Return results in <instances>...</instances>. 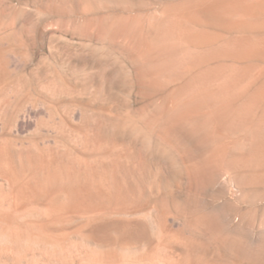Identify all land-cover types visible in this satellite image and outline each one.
<instances>
[{
	"label": "rangeland",
	"instance_id": "obj_1",
	"mask_svg": "<svg viewBox=\"0 0 264 264\" xmlns=\"http://www.w3.org/2000/svg\"><path fill=\"white\" fill-rule=\"evenodd\" d=\"M169 1L0 0V32L7 37L0 45V66L9 80L27 78L24 92L0 96V155L8 158H0V199L18 186L24 190L15 192L13 204L17 209L6 208L0 202V264H192L206 255L198 253L201 249L208 252L207 259L218 252L226 264H264V246H258L264 245V189L260 190L261 196L255 195L250 187H240L228 175L214 179L211 175L217 164L193 163L183 141L191 125L177 127L179 135L175 128L164 125L186 103L167 111L163 99L152 90L145 92L141 85L143 74L169 68L172 57H143L132 39L133 33L139 29L137 22L154 21L156 11ZM112 15L122 18L115 20ZM69 47L72 69L81 65L78 73H67L66 83L72 88L75 85L78 91L64 95L62 100L54 99L42 91L39 80L30 78L29 71L44 67L41 73L45 77V70L59 63L53 50ZM98 49L102 54L97 53ZM153 60L158 65L153 67L156 70L152 68ZM80 72L88 80L93 79L94 85L99 83L96 88L100 91L103 88L102 92L113 93L115 99L102 102L82 90ZM51 103L74 110L65 113L67 116L60 112L56 116V121L63 116L68 124L62 136L51 126L37 125L40 120H48L45 109L54 107ZM57 105L55 109H59ZM199 123L209 124L206 119ZM9 170L15 174V184ZM156 183H160V189L154 186ZM161 183L166 184V190ZM202 213L206 217L214 215L213 220ZM114 218L141 219L147 236L143 234V241L127 237ZM196 218L200 220L192 227ZM208 222L210 225H205ZM248 228L250 233L245 230ZM171 229L174 233L179 230L175 234L182 239L171 241L167 237L173 233ZM257 231L262 238L257 237Z\"/></svg>",
	"mask_w": 264,
	"mask_h": 264
},
{
	"label": "bare ground",
	"instance_id": "obj_2",
	"mask_svg": "<svg viewBox=\"0 0 264 264\" xmlns=\"http://www.w3.org/2000/svg\"><path fill=\"white\" fill-rule=\"evenodd\" d=\"M156 13L158 14L153 18L154 21L152 22L140 23V24L137 22L136 26L138 25L140 26H138L139 29L137 30V32L133 33L132 39L136 40V48L138 49L139 54H141L143 57L153 58L157 60V58L159 59L164 55H168L172 57V62L171 60H169V62H171V64H169L168 62L164 61L165 63H168L170 66L169 68H167L166 66H168V64L164 66L165 64L164 63L163 66L166 67V69L163 71H156V72L143 74L140 77V81L143 89L145 90V92L148 90L149 91L152 90V93L156 95L158 99L159 98L163 99L167 111L168 110L172 111L176 109L181 102L186 103L185 107L177 114L176 117L172 118L171 120H165V117L163 119L165 120L164 121L165 127L167 128L173 127L175 128V131L177 130V127L181 126L182 124L188 123L189 125H191L190 128H188L187 130L188 132L184 134L185 138L183 141L186 144L188 152L193 156L192 158L193 163L211 164V165L217 164L214 167L215 169L211 175L214 176V179H219L221 176L228 175L229 178L235 181V183L238 184L240 187H244V188L250 187L252 189V192L255 193V195L261 196L260 190L264 189V0H171L168 3L164 4L163 6H161V9L159 8V12L156 11ZM113 17L115 19V17H118V15L117 16L114 15ZM126 19L128 20L127 17ZM120 21L123 20L121 19ZM127 23L126 26L128 25ZM134 24H136L135 21ZM114 27L116 26L114 25ZM129 28L130 27H128L127 29L129 30ZM5 37L6 35L0 32V45L4 41ZM52 46L54 47V45ZM97 48L102 49V47L99 46H97ZM52 49L53 48H51V50ZM71 49L72 48L53 50L54 58L57 59L59 63H62V66H59L58 63L57 66L54 65L55 67L52 70L47 68L46 71L44 69L45 73L43 74L45 77H42L43 75L41 73V70L44 67L42 69L41 66L40 68L39 67L31 68V70L29 71L30 78H35L39 80L42 91L54 99H58L61 97L63 98L64 95H68V94L71 95L72 93L75 94V92L78 91V88L77 90L74 89L76 88L75 85L74 86L72 85L74 87L72 88L66 83L67 73L70 70H72V74H74L75 73L74 71L77 72V70L79 69L78 67H80L81 65L78 62L80 64L79 66L75 64L76 67L78 66L77 69L76 70L72 69V64L74 62L72 63V59H71V54H73ZM92 49H94V47H92ZM101 51L99 50L97 53H101ZM93 54H95L94 50L91 55L94 56ZM98 56H100V54ZM1 58L2 57H0V59ZM138 59L141 60L140 58ZM167 59L168 58H166V61ZM6 62H5L6 64L5 66H7L8 64ZM55 62L56 61H54V63ZM143 62H145V60H143ZM152 62H153L151 63L152 68L156 66L158 67V65H154L155 64L154 60ZM156 69L158 68H155L154 70ZM148 70L151 69L149 68ZM2 71L3 69L0 66V96L8 95L10 97L24 92L27 86L26 85L27 78L25 76L18 78L16 81H12L9 80V77L5 75L6 73ZM83 72L85 71L83 70ZM80 74H81L80 76L83 77H80L81 79L78 80V83H82L81 85L83 87L82 90H85L86 92L88 90L89 95L96 96V98L101 100L102 102L103 100L113 101L115 99L113 98V93L109 92L106 94L102 92L103 88L102 91H100L98 88H96L97 84L99 83L94 85L93 82L95 81H92L93 79L91 80V78H89L88 80V77L85 76L86 74L82 75L81 72ZM127 81L130 85L132 84V81L130 80V76L127 78ZM110 90L108 89V91ZM47 100L51 101L52 99L50 100L47 99ZM53 101L55 103L57 100L56 101L52 100V103ZM52 103L50 105L56 107L57 104L52 105ZM113 105L111 106L113 107ZM54 107L48 106L47 109H45V111L48 110L49 118L48 120L44 119L38 121L37 125L38 127H40L42 124L51 126L53 127V130L56 129L55 131L56 134L65 133V131H67L68 129L67 128L68 124L66 125L65 123L66 119L64 120V117L61 116L59 117L60 118L59 121H56L57 118L56 116L59 112L61 114H65V113L67 114L71 111L73 112L74 110L72 107L64 106V105L61 108L58 106L59 109L58 108L55 109ZM77 108L78 107H75L74 109ZM113 110L114 109H112V111ZM66 114L65 116L69 115ZM202 119H206L209 124L207 126H202L199 123ZM182 130L183 128L181 129V131ZM176 134L179 135L177 131ZM57 142L58 141H56L55 143ZM55 146L56 148H58L57 147L58 145ZM0 150L1 152L3 151L2 149ZM44 152H48V150L47 151L45 150ZM9 155L11 154H8V156ZM47 155L44 156L42 154L44 158ZM48 157L49 156H47L46 158ZM0 158L5 159V155L3 154L2 157L0 155ZM44 158L42 160L43 163L48 164V162ZM53 158L54 157L52 154V159ZM49 163L51 164L52 162ZM47 164H45V166H47ZM8 172H7L8 175L10 174L11 176L10 178H12V181L15 184L16 182L15 174L10 170ZM209 179H211V177ZM210 183H212V181H210ZM217 183L215 184L217 185ZM166 184L162 185L161 183L162 185L161 188H163L164 186L163 189L166 190L165 188ZM156 185H158L157 187L160 189L159 187L160 183L158 184L156 183L154 186ZM22 186L20 188H22ZM20 191L21 190L19 189L18 186V188L10 190V192L8 193L5 192V194L0 199L1 204L6 205L4 206L6 208L14 207V209H17L16 208L17 205L13 204V198L15 197V192L19 194ZM22 191L21 193H23ZM2 193L3 192H1V194ZM253 203H251V205ZM18 204H20V201ZM198 206L200 205L198 204ZM199 208H201L202 210V206ZM203 210H205V208H203ZM208 212L212 213V210ZM204 214L203 216L206 217ZM210 214L206 218L211 219V217L212 218L214 217L213 214H212L213 216L210 217ZM241 214L239 213V215ZM199 216H201L200 217L201 219L202 215L200 214ZM252 217L249 218L248 222L251 221ZM114 219L115 222L116 221L119 222L121 226V227L118 226L119 225L118 224L117 228L120 227V230H122L124 234L127 235V237L135 238V240L137 238V240H139V238L143 237V234H145L143 232L146 226L141 219L134 218V220L132 219L129 220L128 218V221H125L126 219L121 220L122 218L121 219L114 218ZM198 219L197 221L194 219V222L192 223L193 225L191 224L192 227H195V225L198 222ZM227 219L229 220L230 218L227 217ZM210 222L211 224L213 223L212 221ZM205 225H210V223L209 222L208 224L205 223ZM183 226L182 228H184ZM108 229L111 230L112 228L108 227ZM171 230L169 232H171ZM189 230L191 232L192 228ZM245 230H249V228ZM185 231L184 233H186ZM240 232L241 233L243 232L242 229ZM247 232L248 231H246V233ZM250 232L251 231L249 230V233ZM175 233L173 231V233L167 234V237L169 235L171 241L173 242H177L182 239L181 235ZM257 233L258 231L255 234ZM261 235L260 236L258 235L257 237L262 238ZM142 239L143 238H141V240ZM253 239H255V237ZM256 242L253 243L254 246ZM168 243H172V242H168ZM257 244L258 242L256 243V249H257ZM200 246L201 245H199V247ZM258 246L260 247L264 245H260L259 243ZM207 247L205 246L204 249H206ZM192 249L191 251L193 252ZM197 249L199 248L197 247ZM216 249L217 248H215V250ZM210 250L212 251V249ZM184 251L185 250H183V252ZM259 251L261 252V250ZM195 252H197V250H195ZM220 252L224 253L222 251ZM198 253H201L203 255L206 253V255H204V258H201V261L199 260L200 261L199 263H195L194 261L196 260H194L192 264H226L225 263L226 261L222 259V257L218 252L214 251V254L211 256V258L208 257L210 259H207V257L205 258V256H208L207 254L208 252H205V250L201 249L199 250ZM212 253H210V255ZM257 253L259 254L258 250ZM261 253H262L261 255L263 256L264 253L263 252ZM138 257L140 256L138 255ZM261 257L259 259H261ZM190 260L192 259H189L188 261ZM180 263L182 264L183 262ZM239 264H245V263H239Z\"/></svg>",
	"mask_w": 264,
	"mask_h": 264
}]
</instances>
